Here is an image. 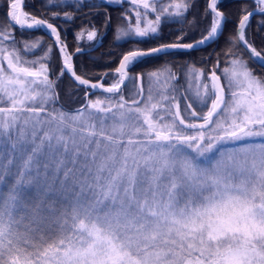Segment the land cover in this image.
<instances>
[{
  "label": "snow or ice",
  "instance_id": "6c2138e0",
  "mask_svg": "<svg viewBox=\"0 0 264 264\" xmlns=\"http://www.w3.org/2000/svg\"><path fill=\"white\" fill-rule=\"evenodd\" d=\"M254 2L253 12L242 5L237 35L228 38L226 85L217 75L219 58L207 77L187 66L182 115L170 65L129 70L145 57L214 40L226 20L218 0L206 6L207 35L191 43L180 42L185 25L195 26L185 15L191 0H130L117 39L158 37L173 20L181 35L128 51L108 86L76 73L74 54L54 24L24 11L23 0H8L10 19L0 22V264H264V75L237 51L242 44L264 64L246 39L250 17L264 14V0ZM74 6L79 12L84 0ZM15 26L50 30L63 58L56 78L46 62L52 47L27 59L24 50L40 40L21 47ZM85 31L96 40L94 26L77 33L78 40ZM65 71L79 86L107 95L71 112L57 106Z\"/></svg>",
  "mask_w": 264,
  "mask_h": 264
},
{
  "label": "trees",
  "instance_id": "16d2710c",
  "mask_svg": "<svg viewBox=\"0 0 264 264\" xmlns=\"http://www.w3.org/2000/svg\"><path fill=\"white\" fill-rule=\"evenodd\" d=\"M206 3L207 0H191L192 6L185 15L188 20H195V26L193 28H187L185 25L187 35L181 41L194 39L206 32L210 18V15H205ZM57 4H59V7L55 6ZM93 4L99 5V7H91ZM242 5H247L248 10L254 5V1L218 0V8L225 13L226 20L223 21L221 31L214 40L209 41L205 45H200L193 50H171L168 51L167 55L145 57L141 62L136 63L130 68V73L135 75L170 65L172 72L177 76L174 84L180 90L182 115L185 114L183 112L185 104L183 96L188 95L186 89L189 85V81L186 78L187 66L194 65V67L203 69L206 76L210 70H213V66L216 64L217 58H219L220 65L217 72H221V67L225 66L231 58L226 57L223 53L230 47L228 38L230 36H236L238 21L244 13L241 11ZM131 8L132 5L129 0H121L120 5H113L108 3L107 0H84V6L79 12L75 11L74 0H56V2L52 1L51 5L47 3V0H24L23 3V9L35 16L47 18L57 26L70 53L74 54L73 63L77 73L91 80L97 79L102 73H109V75L102 79L103 82H109L112 78H115L111 73L114 72V68L125 52L134 47L147 48L163 43L175 42L176 38L181 35L177 30L180 28V24L173 20L162 26L161 35L158 37L152 36L142 40L131 37L117 39L118 26H124L126 23V18L122 20L121 16L126 10ZM8 10V0H0V22L9 19L7 17ZM65 12L72 14L73 18L71 20L65 19ZM52 13H58L59 15L52 17ZM89 13L94 14L89 15ZM105 13H107V18L109 19L107 26H105ZM261 20H264V14L257 13L250 17L249 24L246 25V39L264 55V24L258 23ZM93 26L97 31V35L100 36V39L98 44L92 47L95 40L88 41L85 33L78 40L77 33L82 29L88 30ZM11 30L13 31L15 39L21 42V47L23 43H26V39L37 38L41 41L36 49H32L31 51L24 50L27 58L41 54L43 45L52 41L50 36L41 28L29 30L15 26ZM53 46L49 60L46 61L52 70L50 72V78H56L61 72V63L54 43ZM78 47L82 49L80 53H76ZM237 51L257 76L264 75V65L254 58H250L249 52L242 45L239 46ZM221 79L223 81L222 76ZM142 85L145 88V95H147V77L142 81ZM129 87H131L130 84L124 90L126 98L128 97ZM86 89L85 86H79L78 83L71 79L67 72H64L55 89L59 98V105L57 106L62 105L69 112L80 108L81 99L85 97ZM106 95L101 90H92L89 92L88 97H104Z\"/></svg>",
  "mask_w": 264,
  "mask_h": 264
},
{
  "label": "rangeland",
  "instance_id": "374dc122",
  "mask_svg": "<svg viewBox=\"0 0 264 264\" xmlns=\"http://www.w3.org/2000/svg\"><path fill=\"white\" fill-rule=\"evenodd\" d=\"M52 1H54V2H56V0H52ZM61 1H65V0H61ZM130 1V0H129ZM254 1V0H253ZM207 2H208V0H207ZM207 4V3H206ZM252 8H256V4H255V2H254V5L251 7V8H249V9H252ZM248 9V10H249ZM247 10V11H248ZM24 11H26V12H28V13H30L29 11H27V10H25L24 9ZM210 11V10H209ZM31 14V13H30ZM244 14V13H243ZM33 15V14H32ZM210 15V18H209V24H208V27H207V29H206V32L203 34V35H201V36H199V37H196V38H194V39H198V38H201L202 36H204V35H207V31H209L210 30V25H211V20H212V16H211V14H209ZM41 17V16H40ZM132 22L134 23V14H133V20H132ZM17 27H19V26H17ZM39 28V27H38ZM24 29H27V28H24ZM35 29V28H34ZM92 28H90V29H88V30H91ZM48 31H50V30H48ZM47 33V32H46ZM48 34V33H47ZM49 35V34H48ZM85 35H86V31H85ZM237 35V34H236ZM50 36V35H49ZM87 36V35H86ZM98 37H97V39H98V42H99V39H100V36L99 35H97ZM50 38H51V36H50ZM61 39H62V37H61ZM96 39V40H97ZM194 39H191V40H194ZM38 39L37 38H30V39H26L25 40V42L26 43H33V42H36ZM51 40H52V38H51ZM63 40V39H62ZM96 40L94 41V43L96 42ZM191 40H188V41H191ZM212 41V40H211ZM41 42V41H40ZM53 40L50 42H47L46 44H44L43 45V47H42V52H41V54H38L37 56H33V57H30V58H27V59H35V58H37V57H40V56H42L43 55V53H44V51H46L47 50V48L49 47V46H51L52 48L54 47L53 46ZM65 42V41H64ZM180 42H186V41H180ZM94 43H93V45H94ZM171 43H173V42H171ZM65 44H66V42H65ZM98 44V43H97ZM163 44H168V43H163ZM55 45V44H54ZM93 45H92V47H93ZM159 45H161V44H159ZM242 45V44H241ZM155 46H158V45H155ZM155 46H151V47H155ZM243 46V45H242ZM56 47V46H55ZM255 47V46H254ZM136 48H140V47H136ZM142 48V47H141ZM147 48H149V47H147ZM57 49V48H56ZM132 50V49H131ZM175 50H179V49H175ZM67 51H69V49H68V47H67ZM130 51V50H129ZM169 51H171V50H169ZM70 52V51H69ZM57 53H58V51H57ZM126 53V52H125ZM124 53V54H125ZM123 54V55H124ZM250 54V53H249ZM122 55V56H123ZM58 56H59V54H58ZM122 56H121V58H122ZM233 57H231L230 59H229V61L232 59ZM244 59V58H243ZM59 60H60V57H59ZM245 60V59H244ZM120 61V60H119ZM246 61V60H245ZM60 63H61V60H60ZM118 65V64H117ZM226 66H228V63L225 65V66H222L221 67V72L219 73V72H217L219 75H221L222 76V78H223V81H222V79H221V81H222V84H227V81H226V79H225V77L223 76V74H222V69L224 68V67H226ZM117 67V66H116ZM115 67V68H116ZM61 68H62V63H61ZM115 68H114V70H115ZM195 68H197V67H195ZM197 69H199V68H197ZM212 70H210L208 73H210ZM207 73V74H208ZM102 74H104V73H102ZM102 74H101V76H99L97 79H95V80H101V82L102 83H104V84H111V83H113L114 82V80H115V78H112L109 82H103L102 81V79H101V77H102ZM207 74H206V76L205 77H207ZM81 75V74H80ZM189 81V80H188ZM188 84H189V82H188ZM86 91H88V93L90 92V91H92L90 88H87L86 89ZM96 91V90H95ZM96 98H98V97H93V98H89V97H84V98H82L81 99V103H80V105H84V104H86L87 103V100H89V99H96ZM225 98H226V100L229 98V94H228V89L227 88H225ZM189 102H191V101H189ZM209 103H210V101H209ZM194 107H198L197 105H195L194 104ZM199 108V107H198ZM198 108H197V110H198ZM199 110H200V108H199ZM206 110V109H205Z\"/></svg>",
  "mask_w": 264,
  "mask_h": 264
},
{
  "label": "water",
  "instance_id": "95a60500",
  "mask_svg": "<svg viewBox=\"0 0 264 264\" xmlns=\"http://www.w3.org/2000/svg\"><path fill=\"white\" fill-rule=\"evenodd\" d=\"M23 3H24V0H23ZM208 3V2H207ZM254 9L255 8H252V9H249L248 10V12H253L254 11ZM24 10V9H23ZM220 10V9H219ZM221 11V10H220ZM245 14V13H244ZM37 17H39V18H41V19H47V18H43V17H40V16H37ZM10 19V18H9ZM48 20V19H47ZM50 23H52V24H54L53 22H51L50 20H48ZM238 23H239V21H238ZM222 24H223V21H222ZM54 26H56L55 24H54ZM57 27V26H56ZM39 28H41V29H43L45 32H47L49 35H50V31H48V29L46 28V27H43V26H41V27H39ZM222 28V27H221ZM237 28H238V24H237ZM58 29V28H57ZM221 31V29L219 30V32ZM219 32H218V34H219ZM217 34V35H218ZM237 34V33H236ZM51 36V35H50ZM217 37V36H216ZM51 38H52V40H53V42H54V37H52L51 36ZM202 38V37H201ZM198 39H200V38H198ZM198 39H194V40H191V41H186V42H181V43H191V42H194V41H196V40H198ZM215 39V38H214ZM64 41V40H63ZM65 43V42H64ZM97 43H98V39L96 40V42L94 43V45L93 46H96L97 45ZM55 44V43H54ZM169 44V43H168ZM56 46V48H57V51H58V54H59V57H60V60H61V63H62V55H61V53H60V51H59V48H58V46L57 45H55ZM156 47V46H155ZM244 47V46H243ZM149 48H152V47H149ZM149 48H139V49H143V50H147V49H149ZM245 48V47H244ZM246 49V48H245ZM133 50V49H132ZM169 50H175V49H169ZM168 50V51H169ZM179 50H184V49H179ZM247 50V49H246ZM258 50V49H257ZM248 51V50H247ZM69 52V51H68ZM128 52V51H127ZM126 52V53H127ZM249 52V51H248ZM70 53V52H69ZM125 53V54H126ZM71 54V53H70ZM263 55V54H262ZM121 60V59H120ZM120 62V61H119ZM259 62V61H258ZM259 63H261V62H259ZM262 64V63H261ZM118 65H119V63H118ZM118 65H117V67H118ZM262 65H264V64H262ZM75 70V69H74ZM66 72V71H65ZM77 73V72H76ZM68 74V73H67ZM78 75H80L79 73H77ZM69 76H70V74H68ZM217 75H219L218 73H217ZM71 77V76H70ZM84 77V76H83ZM84 78H86V77H84ZM72 80H74L73 78H71ZM86 79H89V78H86ZM91 80V79H90ZM93 82H97V81H101L100 79L99 80H92ZM77 83V82H76ZM141 84H142V81L140 82ZM221 83H222V81H221ZM104 84V83H103ZM105 86H108V85H110V84H104ZM88 92V91H87Z\"/></svg>",
  "mask_w": 264,
  "mask_h": 264
}]
</instances>
